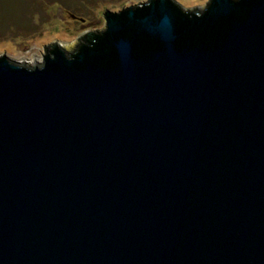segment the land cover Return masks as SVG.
Masks as SVG:
<instances>
[{
  "label": "water",
  "instance_id": "water-1",
  "mask_svg": "<svg viewBox=\"0 0 264 264\" xmlns=\"http://www.w3.org/2000/svg\"><path fill=\"white\" fill-rule=\"evenodd\" d=\"M103 15L0 56V264H264V0Z\"/></svg>",
  "mask_w": 264,
  "mask_h": 264
},
{
  "label": "rangeland",
  "instance_id": "rangeland-1",
  "mask_svg": "<svg viewBox=\"0 0 264 264\" xmlns=\"http://www.w3.org/2000/svg\"><path fill=\"white\" fill-rule=\"evenodd\" d=\"M144 1L0 0V56L20 64H39L51 44L73 51L84 42L82 37L87 33L102 31L106 9L118 11ZM175 1L191 9L201 8L207 0ZM12 47L16 53L11 51Z\"/></svg>",
  "mask_w": 264,
  "mask_h": 264
},
{
  "label": "bare ground",
  "instance_id": "bare-ground-1",
  "mask_svg": "<svg viewBox=\"0 0 264 264\" xmlns=\"http://www.w3.org/2000/svg\"><path fill=\"white\" fill-rule=\"evenodd\" d=\"M133 1H134V0H133ZM135 1H136V0H135ZM192 1H193V0H192ZM36 41H37V40H36ZM35 45H36V43H35ZM37 46L39 47V45H37ZM1 48H2V45H1ZM11 51H12V52H14V53H16V52H17V51L15 50V48H14V47H12V48H11ZM19 57H20V56H19ZM36 60H37V59H36Z\"/></svg>",
  "mask_w": 264,
  "mask_h": 264
}]
</instances>
